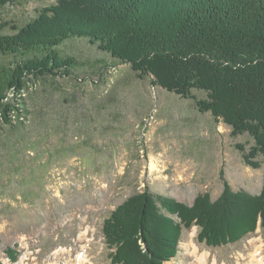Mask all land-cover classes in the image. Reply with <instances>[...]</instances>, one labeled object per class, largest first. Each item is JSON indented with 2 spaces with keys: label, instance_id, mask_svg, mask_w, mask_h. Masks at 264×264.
<instances>
[{
  "label": "rangeland",
  "instance_id": "rangeland-1",
  "mask_svg": "<svg viewBox=\"0 0 264 264\" xmlns=\"http://www.w3.org/2000/svg\"><path fill=\"white\" fill-rule=\"evenodd\" d=\"M55 1L14 0L1 9L0 24L22 25ZM59 49L85 65L73 78H48L31 88L29 119L0 128V264H73L79 252L89 263L111 264L103 223L144 188L192 206L199 194L209 193L210 201L220 195L223 170L233 191L261 192L264 155L253 168L235 148H249L247 134L232 138L230 126L200 113L192 99L152 86L127 63L112 64L107 51L86 38L67 39ZM197 229L182 231L166 264L264 259L258 222L254 233L215 248L197 241Z\"/></svg>",
  "mask_w": 264,
  "mask_h": 264
},
{
  "label": "trees",
  "instance_id": "trees-1",
  "mask_svg": "<svg viewBox=\"0 0 264 264\" xmlns=\"http://www.w3.org/2000/svg\"><path fill=\"white\" fill-rule=\"evenodd\" d=\"M13 1L0 0V11ZM35 12L22 25L0 24V30H13L0 32V128L29 119L25 99L31 88L48 78L76 76L85 61L59 47L86 38L107 51L112 64L127 63L152 86L192 99L200 113L230 126L232 138L247 134L249 148H235L247 165L259 167L264 0H56ZM193 89L205 96L197 98ZM220 175L223 190L213 201L203 193L187 206L146 188L125 199L102 226L111 264H166L178 251L182 231L193 225L197 241L212 248L254 233L257 222L264 233V181L252 195L233 191L223 170Z\"/></svg>",
  "mask_w": 264,
  "mask_h": 264
},
{
  "label": "bare ground",
  "instance_id": "bare-ground-1",
  "mask_svg": "<svg viewBox=\"0 0 264 264\" xmlns=\"http://www.w3.org/2000/svg\"><path fill=\"white\" fill-rule=\"evenodd\" d=\"M260 249V248H259ZM256 253H259V250L256 251ZM255 253V254H256ZM254 256V255H253ZM257 257L254 256V262L253 264H264V259L263 257H260L258 256V254H256ZM206 258L205 255L201 258H199L202 262L205 260L206 261ZM23 260H20V262H22ZM87 262L89 263V259L87 257V255H85V253H78L77 254V261L73 262V264H87ZM50 264V263H49ZM52 264V263H51ZM72 264V263H71ZM89 264H92V263H89ZM215 264V263H214Z\"/></svg>",
  "mask_w": 264,
  "mask_h": 264
}]
</instances>
